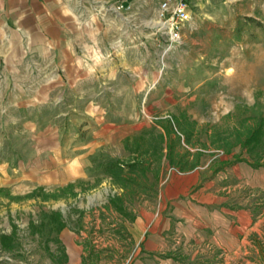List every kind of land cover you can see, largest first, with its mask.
I'll return each mask as SVG.
<instances>
[{
    "label": "rangeland",
    "instance_id": "obj_1",
    "mask_svg": "<svg viewBox=\"0 0 264 264\" xmlns=\"http://www.w3.org/2000/svg\"><path fill=\"white\" fill-rule=\"evenodd\" d=\"M157 24L137 56L147 82L114 97L139 130L88 166L71 158L92 126L79 100L89 88H74L67 117L64 106L42 107L40 118L0 128V264H130L129 229L153 209L167 175L209 176L229 159L264 167V0L194 3L193 27L174 48ZM116 160L125 169L113 179L103 165Z\"/></svg>",
    "mask_w": 264,
    "mask_h": 264
},
{
    "label": "crops",
    "instance_id": "obj_2",
    "mask_svg": "<svg viewBox=\"0 0 264 264\" xmlns=\"http://www.w3.org/2000/svg\"><path fill=\"white\" fill-rule=\"evenodd\" d=\"M119 1L0 0L1 129L40 118L42 107L64 106L67 117L74 88L86 87L79 100L92 126L71 166H88L90 155L139 130L114 97L147 82L137 56L147 52L158 0H127L131 17L106 11ZM226 163L209 176L201 168L160 182L155 206L129 229L137 252L130 264H263L264 167Z\"/></svg>",
    "mask_w": 264,
    "mask_h": 264
},
{
    "label": "built area",
    "instance_id": "obj_3",
    "mask_svg": "<svg viewBox=\"0 0 264 264\" xmlns=\"http://www.w3.org/2000/svg\"><path fill=\"white\" fill-rule=\"evenodd\" d=\"M200 0H158L157 30L170 42V48L183 43V31L192 28V6ZM132 5L127 0H121L106 11L115 14L128 13Z\"/></svg>",
    "mask_w": 264,
    "mask_h": 264
},
{
    "label": "trees",
    "instance_id": "obj_4",
    "mask_svg": "<svg viewBox=\"0 0 264 264\" xmlns=\"http://www.w3.org/2000/svg\"><path fill=\"white\" fill-rule=\"evenodd\" d=\"M263 164L259 161L258 163H252V166L254 167H260ZM132 168V166H130ZM103 169L105 173H109L110 176L113 179H116L117 177H123V172L125 169V165L122 164L119 160L108 162L107 164L103 165ZM86 260V258H85Z\"/></svg>",
    "mask_w": 264,
    "mask_h": 264
}]
</instances>
